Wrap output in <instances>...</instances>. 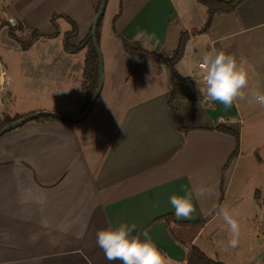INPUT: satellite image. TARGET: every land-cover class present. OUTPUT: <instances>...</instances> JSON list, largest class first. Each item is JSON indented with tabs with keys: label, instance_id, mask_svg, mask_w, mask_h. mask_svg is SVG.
Masks as SVG:
<instances>
[{
	"label": "crops",
	"instance_id": "obj_1",
	"mask_svg": "<svg viewBox=\"0 0 264 264\" xmlns=\"http://www.w3.org/2000/svg\"><path fill=\"white\" fill-rule=\"evenodd\" d=\"M175 1L121 0L114 27L110 23L114 16L108 15V28L103 29V25L100 32V26L98 36L105 53L102 86L84 119L58 122L37 117L0 135V264H109L96 245V233L119 222L148 231L166 258L165 264H185L191 246L211 259L229 264L227 250L231 247L212 252L207 241L197 242L206 223L216 217L226 199L242 155L238 156L242 144L239 130L238 154L219 200L220 185L223 182L224 186V173L229 168L223 166L235 149V140L213 128L218 124L238 126L242 122L241 110L237 101L227 108L219 102L207 103L201 71L196 65L197 73L187 72L185 65L191 53L197 51V38L209 42L204 48L208 53L224 36L211 29L190 36L183 56L174 65L177 76L152 57L139 59L123 50V39L133 43L141 37L139 29L144 28L154 36L145 43V49L170 57L181 32L199 29L205 16L203 13L201 18L193 3L185 13L186 8ZM99 3L100 0H0L4 13L0 18L7 29L10 26L5 14L18 21L15 35L37 31V41L57 40L55 52L62 73L66 79L80 78L84 95L72 101L67 97L69 104L47 105L39 99V93H32L36 87L30 86L27 92L32 94L23 97L22 106L11 108L0 64V120L35 111L68 112L69 117L81 114L86 99L82 88L85 49L65 50L64 41L74 23L76 35L68 43L73 48L81 43L91 31ZM166 5L176 12L167 24L161 9ZM244 5L248 10L240 9ZM252 5L255 6L250 8ZM263 12L264 0L243 1L236 10L244 25L240 31L264 27ZM256 44L254 39H247L233 48L239 55L240 50L254 51ZM8 45V52L15 48L21 51L18 45ZM30 50L31 47L21 52L27 54ZM252 64L264 71V61ZM175 84L187 95H177L172 102L179 125L190 128L187 132L176 128L169 107ZM194 90L199 97L189 98ZM184 189L193 192L195 211L190 219L179 222L189 225L176 222L168 203L170 195H182ZM200 189H205L203 196L196 195ZM166 216H170L168 223L164 221ZM200 220L205 223L197 227L195 223ZM258 243L262 244L260 238Z\"/></svg>",
	"mask_w": 264,
	"mask_h": 264
},
{
	"label": "rangeland",
	"instance_id": "obj_2",
	"mask_svg": "<svg viewBox=\"0 0 264 264\" xmlns=\"http://www.w3.org/2000/svg\"><path fill=\"white\" fill-rule=\"evenodd\" d=\"M192 1L193 0H190V4L189 0H176L175 2L179 6H182V8H186L185 13L189 10L188 5H191V3L195 5L194 7L199 9L201 18L204 13L205 16L204 22L201 25L202 27L207 17L206 8L200 4L196 6ZM120 2L121 0H106L100 20L101 29L103 25V29L106 30L108 28V15L114 16L110 21L111 27H114L113 19L117 18L119 15ZM242 3L243 1L239 5ZM255 5H252L250 8H253ZM238 6L233 12L214 14L208 26V30L211 29L213 32L224 36L217 40V43L214 45L215 49H222L226 53L232 54L238 61L243 60L251 66L247 87L243 89L245 99L236 100L241 110L240 116L242 119V122L237 126L240 130V139L242 143V150L240 146L238 156L241 152L242 155L230 184V188L226 191V199L222 202L221 207L229 208L235 213L236 217L243 218V220H237L240 225L237 246L227 250L229 264H264V106L252 102L251 97L248 95L250 90H258L264 93V71L262 72L255 69L254 64H252V62L256 61H264V27H255L240 31L243 29L244 25L241 23V19L239 21L236 15ZM243 7L248 10L245 5L240 9H243ZM161 9L163 10L162 14L165 19L164 23L167 24L168 21L172 22L173 17L171 15L174 14L175 16L176 14L172 7L166 5L165 7H161ZM261 16V20H264V12ZM2 24L0 18V64L4 70L5 87L8 91L7 100L10 101L11 108L22 106L24 103L23 97L27 93L29 95L32 93H39V99L42 100V103L47 105L69 104L67 97L70 98L71 101L76 97L84 98L80 89V78L78 79L76 76L73 79H66L67 77L62 73L61 65L58 63L55 52L59 46V43L57 44L56 42L57 40H34L29 46L31 47L30 52L24 54L21 51L25 49L19 47L16 40L8 34L9 29H7L6 25ZM201 27H199V29ZM103 29L100 31L99 27L100 32H102ZM139 30L140 33L148 34V31L144 28ZM140 36V38L130 44L138 43L142 49L146 50L145 43L148 42V39L141 34ZM247 39H254V41H256L255 50L247 52L240 50L239 55H237L233 47L240 45L242 41L245 42ZM196 41V53L192 52L185 62L187 72L194 71L197 73L194 69L198 61L201 60V57L206 54L204 48L209 44L203 37L197 38ZM10 43H12L13 47L18 45L17 47H19L21 51L15 48V50L12 49V52H8V44ZM98 45L103 61L105 53L102 46L100 47L99 42ZM46 54L48 58L44 57ZM52 56L55 57V59H53ZM30 86L36 87L35 92H27ZM59 89H63L62 92H59ZM68 92L70 95H68ZM14 101L15 104L12 105ZM36 112L53 111H35L33 113ZM54 113H59L64 116L69 115L68 112L57 111ZM232 165L233 164L229 165L228 171L224 173L223 191L226 190V180ZM240 169L243 170L241 175H239ZM233 202H236V204L232 205ZM216 209H218V207ZM259 238L262 240V244L258 243ZM229 239H231V234L227 225L216 215V217L206 223L197 243L207 241V245H209L212 248V252H214L225 250V247H228Z\"/></svg>",
	"mask_w": 264,
	"mask_h": 264
},
{
	"label": "clouds",
	"instance_id": "obj_3",
	"mask_svg": "<svg viewBox=\"0 0 264 264\" xmlns=\"http://www.w3.org/2000/svg\"><path fill=\"white\" fill-rule=\"evenodd\" d=\"M15 21L10 19L9 23ZM146 39L154 36L140 33ZM200 64L204 70V87L207 103L219 102L225 108L230 107L236 100H244L243 89L247 87L251 66L243 60H237L230 53L213 49L203 55ZM169 86V85H168ZM248 95L251 101L264 106V93L250 90ZM205 189H200L196 195L203 196ZM168 203L173 209V215L179 221L191 218L195 211L193 192L184 189L183 194H173L168 198ZM217 215L227 225L231 234L228 247L235 248L240 234V225L235 218V213L221 207ZM96 245L103 253L104 258L113 264H165V257L151 238L148 231H140L135 224L119 222L110 224L107 228L96 233Z\"/></svg>",
	"mask_w": 264,
	"mask_h": 264
},
{
	"label": "trees",
	"instance_id": "obj_4",
	"mask_svg": "<svg viewBox=\"0 0 264 264\" xmlns=\"http://www.w3.org/2000/svg\"><path fill=\"white\" fill-rule=\"evenodd\" d=\"M242 1H244V0H229V1L195 0L196 3L202 5L206 8V13H207L206 21L200 29H195V30H192L191 32H187V31L181 32L180 37H179L178 42H177V46H176L175 50L173 51L172 55L168 58L162 57L158 54L148 52V51L142 49L138 43L129 44L125 40L122 41L123 42V50L125 51V53L129 54L130 56H136L139 59L152 57L157 62L167 66V68L170 70V72L173 75L177 76L176 72L174 70V65L183 56L185 44H186L187 40L190 38V36H195L197 34H201V33L205 32L208 29V26H209L210 21L212 19V16L214 14L233 12L235 10V8ZM97 10H98V8H97ZM71 24H72L71 30L65 35V41H64L65 50L75 51V50L85 49V60H84L83 69H82V77H83L82 88H83V91L85 93L86 99H85V103H84V105L80 111V113H82L84 108L86 107L87 103L91 99V97L95 91V88L97 86V82H98V72H97L98 61H97V56H96V53H95L93 45H92L90 32L81 41L79 46L73 48L69 45V43H68L69 39L76 35V26L74 23H71ZM99 27H100V21H99V24L97 27V40H98V36H99ZM14 32H15L14 29L9 28L8 34L11 35L16 40V42L19 44V47L21 49L29 48V46L32 44V42L40 36V33L37 31H32L27 36H21V37L15 35ZM182 80L185 81L186 79H182ZM177 95L187 96L183 92L181 86L175 84L170 91L168 103H169V107H170L172 114H173L174 123H175L176 128L178 130L183 131V132H187L190 130V128L189 127L183 128L179 125L177 118H176V115H175V112H174V109H173V106H172V102L176 98ZM188 97L195 99L196 97H199V93H197L194 90L192 95H190ZM18 118H20V117H14L13 119H10L8 117H3L0 120V128L11 123L13 120L18 119ZM37 120L64 122L62 120H59V119L54 118V117H49V116H39V118H37ZM213 129L217 130L219 132L228 134V135L232 136L235 140V149L233 150V152L231 153V155L229 156V158L227 159L226 163L223 166V168H226L235 161L237 154H238L239 128L237 126L232 127L229 125L218 124ZM222 194H223V182H221V185H220L219 200H221ZM169 218H170V216H166L164 218L165 223H168ZM176 222L179 225H189L188 223L179 222L177 220H176ZM204 223H205V220H200L199 222L195 223V225L197 227H201L204 225ZM185 264H224V263L221 261L214 260V259L207 257L197 247L191 246L187 252Z\"/></svg>",
	"mask_w": 264,
	"mask_h": 264
},
{
	"label": "water",
	"instance_id": "obj_5",
	"mask_svg": "<svg viewBox=\"0 0 264 264\" xmlns=\"http://www.w3.org/2000/svg\"><path fill=\"white\" fill-rule=\"evenodd\" d=\"M105 3H106V0H100V3H99V7H98V10L94 16V20H93V23H92V26H91V31H90V35H91V41H92V45H93V48H94V51L96 53V56H97V61H98V82H97V86L95 88V91L91 97V99L89 100V102L87 103L86 107L84 108L83 112L76 116V117H68V116H64V115H61L59 113H54V112H36V113H32V114H29V115H26V116H23V117H20L18 119H15L13 120L11 123L3 126L0 128V135L15 128V127H18L19 125L27 122V121H30V120H33L39 116H49V117H54V118H57L59 120H62V121H67V122H78L82 119H84L87 114L89 113V111L91 110L95 100L97 99L98 95H99V92L101 90V86H102V69H103V61H102V56H101V52H100V49H99V45H98V40H97V27H98V24H99V21L102 17V14H103V11H104V7H105Z\"/></svg>",
	"mask_w": 264,
	"mask_h": 264
},
{
	"label": "built area",
	"instance_id": "obj_6",
	"mask_svg": "<svg viewBox=\"0 0 264 264\" xmlns=\"http://www.w3.org/2000/svg\"><path fill=\"white\" fill-rule=\"evenodd\" d=\"M0 13L4 14L1 11V9H0ZM10 19L14 20L15 22L14 23H9V20ZM5 20L9 24V26L11 28H13L14 30H17L18 29V21L14 17L8 16V15L5 14ZM197 67L201 71V78L204 80V70H203V68H202V66L200 64V61L197 63Z\"/></svg>",
	"mask_w": 264,
	"mask_h": 264
}]
</instances>
